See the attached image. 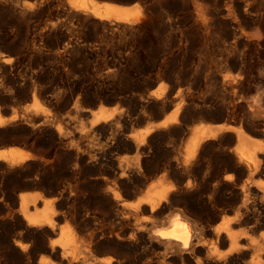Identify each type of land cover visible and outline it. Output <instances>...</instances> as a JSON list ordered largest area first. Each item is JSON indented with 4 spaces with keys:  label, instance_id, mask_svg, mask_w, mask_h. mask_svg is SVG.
<instances>
[{
    "label": "bare ground",
    "instance_id": "obj_1",
    "mask_svg": "<svg viewBox=\"0 0 264 264\" xmlns=\"http://www.w3.org/2000/svg\"><path fill=\"white\" fill-rule=\"evenodd\" d=\"M257 1L0 0V264H264V99L244 94L249 56H202L173 72L154 64L147 76L136 40L129 56H58L87 50L77 28L129 41L158 22L207 37L251 16ZM49 36L57 56L43 53ZM81 59L93 68L71 78ZM51 73L70 91L53 89ZM193 73H206L217 98L176 89ZM141 83L158 87L128 90ZM116 99L139 109L101 105ZM49 103L70 113L58 119Z\"/></svg>",
    "mask_w": 264,
    "mask_h": 264
},
{
    "label": "rangeland",
    "instance_id": "obj_2",
    "mask_svg": "<svg viewBox=\"0 0 264 264\" xmlns=\"http://www.w3.org/2000/svg\"><path fill=\"white\" fill-rule=\"evenodd\" d=\"M257 1V0H256ZM257 5V7L255 6V10H254V13L251 15V16H247L248 18H246V17H240L239 18V20H240V22H239V20H238V22L236 23V24H234L233 26H235V27H232V26H230V24H228V23H226V22H222V23H219V25L217 24V27H219V28H215L214 29V31L209 35V36H203V35H201L200 33H197V32H194V31H191V30H189V29H187V26L186 25H183V24H181V25H178V27L177 26H169L171 29H169V27L168 26H164L163 24L161 25V23H158L157 22V24H156V22H155V24L156 25H158V26H156L157 27V29H156V27H154V25L155 24H153L148 30H146L145 32H142L141 33V35L143 34V36H141L140 34H139V36L137 37H131L130 38V40L128 41V39H129V37L130 36H126L127 38H125V36L123 37L122 36V38H123V40H122V38L121 37H118V38H116V37H113V36H105L104 37V33H102V32H95V33H93L92 32V30L91 31H89L91 28H86L87 29V31H85L84 29H81V28H77L78 30L80 29V33H83L84 34V36H86L87 35V37H88V39H92L93 40V42L91 41V40H88L87 39V37L86 38H84V36L82 35V34H79V31H77L78 33L75 35L76 36V38L77 37H79V38H77V40L80 42V43H82V41L83 42H85V44H86V47H87V50H86V48H82V49H80V50H76V53H75V50L71 53V52H64V53H62L61 52V54L59 53V51H58V49H57V47L56 46H58V45H55V44H57V41L53 38V37H50L49 36V38L48 37H45L47 40H48V42H47V40H45V38L43 39L44 40V42H43V40H41L42 41V44H43V53L45 54L46 52V54L48 55V53H49V55L48 56H54V55H58V53H59V55L58 56H69V55H71V56H75L76 54H77V52H78V56L80 55L79 53H81V55L80 56H83V55H85V56H93V55H91V54H94V55H96V56H98L97 54H100L99 56H101V55H103V56H105V55H109V56H129V54H130V46H131V44H133L134 42H135V40H136V43H134V44H136L137 46H138V48L137 49H139V50H137V52H136V54H135V56H140L139 58H138V62H141V63H139V64H141V65H139V69L141 68L142 70H143V72H144V74H143V72L141 73V75L140 76H142V74H143V76H147V74H149V73H151V68L154 66V64H155V66L154 67H156L157 66V64L159 65V64H163V65H165V67L169 70V71H174V70H178V69H180V68H183V69H185V68H187V67H191L190 65H191V63H192V60L194 59V58H198V57H202L203 56V58L205 57V58H207V59H211L212 57V60H216V58L217 59H220L221 57H223V56H239V55H241V56H249L248 58L251 60V62H252V66H251V68L253 67V69H251L252 71H249V72H247L248 73V75L247 76H245V78H248V81H246L247 83H246V85H245V90H244V94L247 96V94L249 95V97H253L255 94H258L259 92L260 93H262L260 96H261V100H262V103H263V99H264V92L262 91V90H264V85H261V84H264V63H262V62H264V0H258L257 2H255ZM55 7H57V6H53L52 7V9L51 10H56L57 8H55ZM257 14V15H256ZM253 16H254V19H253ZM246 19L245 20V22H244V20L243 19ZM250 19V20H249ZM254 21V23H252L253 21ZM255 20H256V22H255ZM249 21V22H248ZM221 24H226V25H221ZM238 24V25H237ZM231 28H230V27ZM154 27V28H153ZM163 27V29H161ZM173 27V28H172ZM177 27V28H176ZM165 28L167 29L168 28V30H165ZM232 28H234V29H232ZM76 29V30H77ZM152 29V30H151ZM156 29V30H155ZM160 29V30H159ZM173 29V30H172ZM81 30H83V31H81ZM163 30V31H162ZM93 31H94V29H93ZM96 31V30H95ZM148 31V32H147ZM158 31V32H157ZM184 31V32H183ZM92 32V33H91ZM155 32H157V34L155 33ZM76 33V32H75ZM100 33V34H99ZM103 34V36H102V34ZM145 33H148L149 35H144ZM154 33V34H153ZM180 33V34H179ZM234 33V34H233ZM245 33L247 34V35H245ZM86 34V35H85ZM96 34V35H95ZM179 34V35H178ZM184 34V37H181V35H183ZM214 36H213V35ZM242 34H243V37H242ZM93 35H94V37H93ZM100 35H101V37H100ZM83 36V37H82ZM95 36H97L98 38H99V40H97V37H95ZM153 38H152V37ZM215 37V38H217V39H215V38H212V37ZM240 36V37H239ZM250 36V37H249ZM82 37V38H81ZM90 37V38H89ZM104 37V41H105V44H101L102 42H103V38ZM114 38V39H110L109 41H107L106 39L107 38ZM148 37H150V38H148ZM205 37L208 39H205ZM211 37V38H210ZM251 37L253 38V43H252V41H251ZM51 38V39H50ZM94 38V39H93ZM95 38H96V40H95ZM106 38V39H105ZM134 38V39H133ZM138 38V39H137ZM141 38H143V39H141ZM145 38V39H144ZM249 38V39H248ZM50 39V40H49ZM117 39L121 42L122 41V43H120L119 41H117ZM126 40V42H125V40ZM153 39V40H152ZM205 39V40H204ZM210 39V40H209ZM255 39L257 40V41H255ZM82 40V41H81ZM87 40H88V42H89V44H88V42H87ZM96 41V43H95V41ZM101 40H102V42H101ZM134 40V41H133ZM137 40L138 41H140V42H137ZM243 40V41H242ZM245 40V41H244ZM248 40V41H247ZM53 41V42H52ZM68 41V40H67ZM114 41H115V43H114ZM248 42V43H244V42ZM251 43H250V42ZM254 41H255V43H254ZM60 42H62V40H60L59 41V43ZM63 42H65L66 43V40H64ZM60 43V47H62L63 46V44H65V43ZM87 42V43H86ZM99 42H100V44L102 45H99ZM107 42H109V43H107ZM118 43V45L119 46H117V43ZM50 43L52 44L51 46H50ZM53 43H55V44H53ZM92 43V44H91ZM97 43H98V45H97ZM104 43V42H103ZM109 44L108 46H107V44ZM110 43H112V44H110ZM114 43V44H113ZM131 43V44H130ZM138 43H141V44H138ZM45 44V45H44ZM96 44V45H95ZM122 44H124L123 46H122ZM128 44H129V46H128ZM46 45H48V47H46ZM95 46V49H94V46ZM106 45V46H105ZM142 45H144V46H142ZM50 46V47H49ZM101 46V47H100ZM113 46H115L116 48H118V49H116V48H113ZM139 46H140V48H139ZM52 47V48H51ZM56 47V48H55ZM91 47H92V49H91ZM107 47H110V49H108ZM119 47H121V49L119 48ZM123 47H125V49L123 48ZM227 47H229L228 49H227ZM48 49L47 51L45 50V49ZM54 48V49H53ZM103 48V49H102ZM106 48V49H105ZM56 49V50H55ZM83 49H84V51H83ZM97 49H101V50H103V51H101L100 50V52H98L99 50H97ZM117 51H116V50ZM82 50V51H81ZM91 50V51H90ZM96 50V51H95ZM114 50V51H113ZM123 50H124V52H123ZM128 50V51H127ZM224 50H226L227 51V53H225L224 52ZM46 51V52H45ZM51 51V52H50ZM53 51V52H52ZM57 51V52H56ZM86 51H88V52H86ZM93 51V52H92ZM105 51V52H104ZM109 51V52H108ZM112 51V52H111ZM119 51V52H118ZM140 51V52H139ZM96 52H97V54H96ZM112 53V54H109V53ZM115 53V55H114V53ZM120 53V55L118 54V53ZM127 52H129V53H127ZM144 52H146V54L144 53ZM229 52V53H228ZM37 54V53H32L30 56H35L36 54V56H44V54ZM56 53V54H55ZM91 53V54H90ZM103 53V54H102ZM106 53V54H105ZM108 53V54H107ZM117 53V54H116ZM234 53V54H233ZM45 54V56H47ZM64 54V55H63ZM87 54V55H86ZM89 54V55H88ZM124 54V55H123ZM140 54V55H139ZM143 54V55H142ZM239 54V55H238ZM76 55V56H77ZM144 55H146V56H144ZM148 56V57H147ZM156 56H159V58L158 57H156ZM195 56V57H194ZM207 56V57H206ZM252 56V59L250 58ZM142 57V58H141ZM151 57H152V59H151ZM154 57H156V58H158L157 60V62H156V59H154ZM163 57V58H162ZM165 57V58H164ZM184 57H186L185 59H186V62H188V63H190V64H188L187 65V63L185 62V59H184ZM193 57V58H192ZM215 57V58H214ZM220 57V58H219ZM254 57V58H253ZM144 58V59H143ZM148 58H150V61H147V60H149ZM162 58V59H161ZM177 58H179V60H177ZM190 59V60H188V59ZM256 58V59H255ZM140 59V60H139ZM145 60V61H143V60ZM154 59V60H153ZM161 59V60H160ZM170 59V60H169ZM184 59V62L182 61ZM254 59V60H253ZM258 59H260V60H258ZM155 61V63L153 62V61ZM188 60V61H187ZM253 60V61H252ZM257 60H258V62H257ZM263 60V61H262ZM49 61V60H48ZM50 61H53V60H51L50 59ZM82 61V62H81ZM81 61H79L78 62V64L77 65H75L73 68H71V69H73L72 71L70 70V68H62V69H65V70H67V71H69L70 70V75L72 76L71 78H87V72H89V71H87V70H90L91 68H93L92 67V65H93V62L92 63H90L91 65L88 67V66H86V63L84 62V60L83 59H81ZM148 63H150V64H148ZM161 61V62H160ZM167 62V64L168 65H170L171 66V68H170V66H168L167 64H166V62ZM181 61V62H180ZM256 61V62H255ZM143 62V63H142ZM253 62H255V64L253 63ZM51 63H53V62H51ZM54 63H56V62H54ZM260 63V64H259ZM172 64V65H171ZM80 65H82L81 67H80ZM144 65V66H143ZM167 65V66H166ZM181 67H180V66ZM186 65V66H185ZM263 65V66H262ZM76 66H78V68L76 67ZM152 66V67H151ZM172 66H173V68L174 69H172ZM255 66V67H254ZM261 66V67H260ZM263 67V68H262ZM83 68L84 70H81V69ZM90 68V69H89ZM178 68V69H177ZM260 70V71H257L258 69ZM69 69V70H68ZM140 69V70H141ZM255 69V70H254ZM77 70V71H76ZM83 71L82 73L81 72H79V71ZM145 70V71H144ZM149 70V73L147 72ZM87 71V72H86ZM153 71H155V70H153ZM254 71V72H253ZM261 71L263 72V73H261ZM73 72V73H72ZM139 72V71H138ZM137 71H135V73H138ZM236 72V71H235ZM78 73H79V75H78ZM146 73V74H145ZM247 73H245V75L247 74ZM52 74V73H51ZM84 74V75H83ZM86 74V75H85ZM197 74V73H196ZM195 73H193V74H191L192 76H190V78H192L191 80H190V78H189V80L188 81H182L181 83H182V85H181V83L179 84V85H177V90L178 89H180L181 87L183 88L184 87V89H183V91L184 92H189V94L191 95V97L192 98H194V99H196V100H198V101H204V100H212V99H215L214 97H216L217 98V95H216V86L214 85V84H212L210 81H209V79L207 78V75H206V73H200L199 74V76L197 75V76H195L196 75ZM261 74V75H260ZM263 74V75H262ZM77 75V76H76ZM84 77H83V76ZM51 76V77H50ZM49 76V78H48V80L50 81L51 80V78H54V76H55V74L53 75H50ZM74 76V77H73ZM82 76V77H81ZM201 76V77H200ZM251 76V77H250ZM256 76H257V79H256ZM260 76H262V77H260ZM197 77V78H196ZM254 77H255V79H254ZM258 77L260 78V80H261V82H260V80H258ZM57 78V79H56ZM205 79V80H203V79ZM250 78H252V79H250ZM262 78V79H261ZM55 84H54V81L53 80H51L50 82H52V84L54 85L53 86V89L54 88H56L57 90H58V88L57 87H59L60 89L58 90V91H61V92H63V91H70V88L68 87V86H65L62 82H60L61 80L57 77V75L55 76ZM58 79H59V81H58ZM207 79H208V81H207ZM199 81V82H197V81ZM252 80H253V82H252ZM263 80V81H262ZM141 81H142V79H141ZM194 81H196V82H194ZM251 81V82H250ZM191 82V83H190ZM195 84H194V83ZM202 82V84H199V83H201ZM207 82H208V84H207ZM257 82L259 83V84H257ZM263 82V83H262ZM211 83V87L213 88V90L211 91V87L209 86V84ZM251 83V84H250ZM253 83V84H252ZM58 84V85H57ZM147 85H148V83H146ZM145 83L143 84V83H141V85H139V84H133L132 86H129L130 87V89H129V87H128V90H130V92H145V90H146V92H147V90L149 89V91H151V89H154V87L153 86H155V88H157L158 86H156V85H158V84H155V85H153V86H151V85H149L150 86V88H149V86H147ZM185 84V85H184ZM198 84V85H197ZM207 85V88H206V85ZM249 84V85H248ZM255 84V85H254ZM55 85H57V86H55ZM63 85V86H62ZM137 85H139V86H137ZM181 85V86H180ZM194 86V87H192L191 88V86ZM214 85V86H213ZM251 85V86H250ZM63 88H62V87ZM137 87V88H134V89H132V91H131V88H133V87ZM185 86H189V87H185ZM202 86V87H201ZM249 86V87H248ZM256 86V87H255ZM258 86V87H257ZM147 87H148V89H147ZM200 87V88H199ZM209 87H210V91H208V89H209ZM262 87V88H261ZM62 88V89H61ZM140 88V89H139ZM144 88H145V90H144ZM190 89V91L188 90L187 91V89ZM197 88H198V90H197ZM206 88V89H205ZM249 90H248V89ZM252 88V89H251ZM253 88L256 90H253ZM63 89H66V90H63ZM200 89H201V91H200ZM257 89H259V90H257ZM261 89V90H260ZM56 90V91H57ZM206 90V95L208 94V92H211V94L213 93V95H211L210 93H209V95H205L204 96V94H205V91ZM253 90V91H252ZM247 91V92H246ZM259 91V92H258ZM262 91V92H261ZM191 92V93H190ZM203 92V93H202ZM252 93H254V94H252ZM193 94V95H192ZM198 94V95H197ZM201 94V95H200ZM199 97H197V96ZM211 95V96H210ZM201 96H202V98H206V99H201ZM204 96V97H203ZM210 96V97H209ZM255 96H257V95H255ZM258 96H259V94H258ZM197 97V98H196ZM208 97V98H207ZM120 100H122V99H116V102H115V100H113V102L112 101H110V100H103L102 101V103H101V105L102 106H104V107H106L107 108V106L106 105H108V104H110V102H111V104H110V107H108V108H114V105H116V107L115 108H117V109H119L118 111H120V109L124 112H126V114H128V115H132V114H134L135 112H136V109H139L138 107L137 108H135L136 107V105L133 103V102H126V100H122V101H120ZM29 102H30V100H28ZM27 101V102H28ZM74 101L75 100H72L71 102H72V104H71V102H69L71 105H73V103H74ZM106 101V102H105ZM28 102V103H29ZM109 102V103H108ZM122 102V103H121ZM123 102H125L126 103V106H125V103H123ZM67 104V106L65 105V104H63V105H59L58 104V106L57 105H55V104H48L47 106H49L50 108H53V109H50V110H54L55 111V113L53 112V111H51V113L52 114H54V115H59L57 118L58 119H60L59 117H62V119L61 120H63V119H65L63 116L64 115H66V114H69L70 112L68 111L67 113H64V112H66L67 110H71V108H67V107H71V105L70 104ZM113 103H115V104H113ZM132 103V105L130 106V104ZM25 104H26V102H25ZM47 104V103H46ZM45 104V105H46ZM97 105L99 104V103H96ZM96 104H91V106H93L94 108H95V106H96ZM113 104V105H112ZM119 104V105H118ZM129 104V105H128ZM264 104V103H263ZM50 105H52V106H50ZM89 106H90V104H88ZM129 106V109H131L130 110V112H128L129 111V109H127L128 108V106ZM46 106V107H47ZM109 106V105H108ZM113 106V107H112ZM121 108H120V107ZM125 107L127 110H125V108L123 109L122 107ZM48 107V108H49ZM57 107V108H56ZM59 107L62 109H60L59 111L57 110V109H59ZM64 107L65 108H67V109H64ZM96 107H98V106H96ZM54 108H56V109H54ZM66 110V111H65ZM135 110V111H134ZM56 111H57V113H56ZM171 111V110H170ZM169 111V112H170ZM62 112V113H61ZM124 112V113H125ZM61 113V114H60ZM150 115H152V117L150 116ZM154 116V117H153ZM65 117H67V115L65 116ZM151 117V118H150ZM157 115L156 114H154L153 115V113H149L146 117H145V120L146 121H151V120H158L159 118H161L160 116L159 117H157ZM204 117V118H203ZM203 117H201V118H199V116H194V117H192V119H191V123H196L197 121V123H199V122H203V121H205V122H210V123H219V122H222V119H220V118H218L217 116H203ZM212 117L213 118H215V120L213 121V119H212ZM207 118H209V120L206 119ZM195 119V120H194ZM199 119V120H198ZM205 119V120H204ZM219 119V120H218ZM218 120V121H217ZM193 121H196V122H193ZM224 121V120H223ZM254 134V133H253ZM252 134V136L254 137L253 139L254 140H257V141H262V138H260V136L259 135H257V134H254L253 135ZM18 135V136H17ZM16 136L17 137H22V136H20L21 135V133H20V135L19 134H17ZM23 135V134H22ZM16 136H15V138H16ZM25 136V135H24ZM257 136H259V137H257ZM2 137V139L4 140L5 138H8L7 136H2V135H0V138ZM4 137V138H3ZM257 137V138H256ZM24 137H22V138H19L18 139V141H22V142H20L21 143V145L23 146V145H26V144H28V143H26L25 142V139H23ZM17 139V138H16ZM3 140H0V142L1 141H3ZM23 142H25V143H23ZM23 143V144H22ZM1 145H0V147H2V143H0ZM4 145H6V144H4ZM29 145L30 144H28V145H26V148H28L29 147ZM25 147V146H24ZM32 147L30 146V150H32L31 149ZM29 149V148H28ZM29 188H33V187H29ZM29 188H27V189H29Z\"/></svg>",
    "mask_w": 264,
    "mask_h": 264
}]
</instances>
